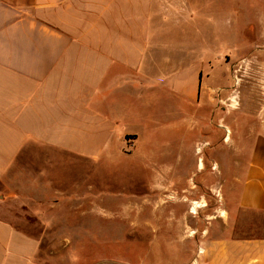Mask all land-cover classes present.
Returning <instances> with one entry per match:
<instances>
[{"label":"crops","instance_id":"crops-1","mask_svg":"<svg viewBox=\"0 0 264 264\" xmlns=\"http://www.w3.org/2000/svg\"><path fill=\"white\" fill-rule=\"evenodd\" d=\"M215 5L0 0V264H38V235L22 220L46 221V210L76 199L71 173L61 192L65 179L38 166L40 158L78 160L91 169L109 160L114 143L136 158L158 131L170 133L169 140L200 138L204 149L213 142V183L200 160L197 185L222 192L218 216L223 211L225 227L201 247L197 264H264V62L250 69L257 56L245 42L256 35L254 49L264 58V21L229 24L236 45L223 55H239L234 67L244 91L231 88L216 101L203 86L204 34L197 27L196 40L189 38V22ZM211 28L217 37V23ZM214 43L219 51L222 40ZM210 105L206 118L203 108ZM158 122L168 124L158 129ZM152 153L145 158L151 161ZM173 170H156L149 187H189L191 178Z\"/></svg>","mask_w":264,"mask_h":264},{"label":"rangeland","instance_id":"rangeland-1","mask_svg":"<svg viewBox=\"0 0 264 264\" xmlns=\"http://www.w3.org/2000/svg\"><path fill=\"white\" fill-rule=\"evenodd\" d=\"M210 1L220 5L208 7L197 22H189V38L190 42L196 40L197 27L204 34V44L201 45L206 52L203 86H207L204 87L206 90L209 88L206 93L217 101L225 98L231 88L244 91V80L238 81L240 75L234 67L239 55H223L236 45L232 44L231 29L227 28L235 22L234 26L239 27L240 23L242 26L248 22H263L264 0ZM215 22L217 37L212 33L215 29L211 28ZM214 38L222 40L219 51ZM257 41L253 34L245 38L246 48L250 47L253 57L257 56L251 63V70L262 69L260 64L264 62V58L259 57L261 51L254 49L259 45ZM219 53L221 57L218 59ZM212 106L203 108L206 118H211ZM159 122L158 129L168 124ZM168 135L171 136L161 131L152 135L151 141H144L141 154L133 159L122 155L114 143L109 160L93 163L91 169L88 163L78 160L73 165L59 156L40 158L38 166L48 174L54 172L65 179L70 176L67 172L71 173V183L75 180L76 188L70 190L76 199H61L65 204L54 207L52 212H44L46 221L35 220L30 215L22 220L30 233L38 235L37 263L197 264L201 247L225 227L219 220L225 217L223 211L222 218L218 216L224 204L222 192L209 188L213 183L208 174L214 169L211 165L213 142L206 144L204 149L200 146L203 142L200 138L194 139L190 135L186 140H169ZM167 143L170 144L169 150L166 149ZM150 152H153L151 161L145 158ZM200 160L204 162L209 186L197 185L201 179L196 173ZM166 168H174L173 172L183 177L189 176L195 185L190 183L185 189L150 188L148 182L152 173ZM69 186L65 179L58 190L64 192ZM248 217L257 216L249 214Z\"/></svg>","mask_w":264,"mask_h":264}]
</instances>
